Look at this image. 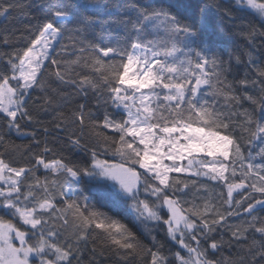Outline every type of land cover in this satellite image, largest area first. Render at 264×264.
Returning a JSON list of instances; mask_svg holds the SVG:
<instances>
[{"label":"snow or ice","instance_id":"6c2138e0","mask_svg":"<svg viewBox=\"0 0 264 264\" xmlns=\"http://www.w3.org/2000/svg\"><path fill=\"white\" fill-rule=\"evenodd\" d=\"M246 3L264 23V2ZM15 6L0 0V15ZM41 7L47 9L45 20L29 29L26 46L0 55V146L13 131L22 133L21 120L33 123L29 101L34 91L51 93L44 104L53 111L54 97L87 101L91 94V107L77 104L60 113L55 125L67 133L72 149L90 151L91 163L57 155L47 140L40 153L19 167L13 166L19 161L0 154V264H80L85 255L80 245L86 246L95 230L113 253H124L120 264L137 257L147 264H243V258L226 260L216 253L226 243L247 242L249 235L260 237L247 248L250 264H264V217L253 215L264 211V68L257 70L258 81L251 85H259L258 97L237 94L234 84L246 88L249 83L227 81L231 54L225 61L207 45L203 25L190 22L171 0L128 5L134 18L119 20L89 15L99 7L90 0H48ZM225 15L232 18L227 11ZM112 25L124 34L112 35ZM66 34L70 44L56 52ZM53 84L71 91L60 92ZM221 98L223 106L218 105ZM243 102H250L253 111L244 109ZM93 109H103L101 119L92 120ZM98 129L111 130V135ZM85 137L93 141L91 146L83 143ZM109 153L121 162L100 159ZM50 155L54 158L48 159ZM40 168L52 179L36 176ZM199 178L223 185L226 194L220 193L219 204L200 203L199 196L185 199ZM85 182L130 202L139 223L163 227L166 240L186 250L187 258L171 249L165 255L152 230L142 233L151 244L146 247L126 223L92 204L79 188ZM234 193L243 195L237 200ZM241 212L251 219L230 225ZM225 233L230 234L227 242Z\"/></svg>","mask_w":264,"mask_h":264},{"label":"trees","instance_id":"16d2710c","mask_svg":"<svg viewBox=\"0 0 264 264\" xmlns=\"http://www.w3.org/2000/svg\"><path fill=\"white\" fill-rule=\"evenodd\" d=\"M264 2V0H260ZM10 3L16 5L13 7L7 15H0V55L11 53L15 50L23 49L26 46L28 38L31 36L29 29L35 30L36 26L42 25L45 20L46 8L41 7L48 2V0H9ZM78 3H83L84 0H76ZM90 2L98 4L99 7L90 11L89 15H98L101 20H119L124 16H130L134 18V13L127 10V6L131 4L147 6L149 0H90ZM171 3L177 5L184 16L192 18L190 22H195L199 28L203 25V40L204 42L213 48L215 52L220 54L225 61H229V55L232 59L230 61V74L227 75V81L229 83L239 82L247 79L249 86H239L238 83L234 84L237 94L247 92L248 94L258 97L259 85L252 87V83L258 81L257 70L264 68V23L254 10L237 4L236 0H171ZM231 14V19L225 15V12ZM108 27H105V35L108 34ZM112 29V35L122 36L124 33L118 25L110 26ZM253 28L255 31V37L251 36ZM97 31H101L97 26ZM7 41V43H5ZM70 41L65 39L60 42V45L56 46V52H60L61 45H69ZM69 51L71 49L69 48ZM239 56L237 61L235 57ZM59 58V57H58ZM64 59H74L73 56H65ZM47 79V77H45ZM53 88H57L60 92H70L71 89L64 88L63 86L53 84ZM209 90V95H210ZM51 93L41 92L36 90L32 93V100L29 101V108L33 115V123L27 124L26 121L21 120L20 123L23 126L22 133H16L13 131L11 135L5 137L6 144L0 146V154H5V160L11 158L14 161H19V164L13 166L19 167L25 163L33 154L40 153L44 147V141L47 140L50 147H53L54 152L57 155L62 154L64 157L72 161L86 160L91 163L90 151H84L82 149H72L67 143V133L55 129L56 123L59 121L60 113H67L70 109H73L75 105L81 103H87L90 107L94 103L95 98L91 96L86 101L80 97H72L70 101H62L59 98L56 99L55 111L44 104L46 99ZM36 101V103H33ZM225 101L221 98L218 100V105L223 106ZM243 108L252 112L254 106L250 102H243ZM226 110V109H225ZM240 111L239 108L235 109ZM95 113L92 116V120H98L102 118L103 109ZM39 121V123H36ZM47 128L48 133L44 132ZM35 131L37 135L33 137L31 133ZM106 135H111V130L98 129ZM237 136H240L239 130L236 132ZM57 140L56 145L52 144L53 140ZM248 137L244 136L243 140H247ZM39 140L40 147H34L35 142ZM83 143L91 144L93 141L90 138L85 137ZM247 155V151L245 150ZM48 159L54 158L53 156L47 157ZM100 159H111L114 161H120L119 157H112L111 153L107 155H101ZM121 162V161H120ZM257 162L258 158H257ZM137 170L140 171L139 167ZM41 180L48 177L52 179L51 173H46L43 168L35 172ZM182 179L185 177L182 176ZM195 179V178H193ZM191 184V181H188ZM74 188L76 186H73ZM79 188H83L85 194L91 197L92 204L99 207L102 211L109 216L118 218L126 223L133 232L140 238L141 242L146 247H151L149 240L144 239L142 233L152 230L151 234L157 236V240L164 244L165 252L168 254V249L172 252L181 251L178 245L174 242L170 243L166 240L164 235L165 229L155 222H149L147 224H141L136 220L135 214L129 207L130 202L124 201L120 195L110 191L102 185H98L95 182L83 183L79 185ZM206 188L204 192L201 189ZM66 191L69 189L66 188ZM226 194L222 184H218L214 181L206 178H199V182L196 187H193L189 194L185 197L186 200H193L199 196L201 198L200 203L204 200L211 201L219 204L220 193ZM76 195H79V189H76ZM243 195V193H241ZM241 195L234 193V198L239 200ZM146 197L142 194L141 199ZM155 203V201H150ZM246 207V205H245ZM239 212V209H236ZM253 215L264 217V211H257ZM251 217L245 216L242 212L238 217H232L229 220V224L233 226H239L244 223L245 220H249ZM159 230L157 231L155 230ZM229 233H225L224 240H229ZM219 239V237H217ZM252 239L259 240L258 235H249L248 241H240L239 243L233 242V246L229 247L227 243L225 247L216 253V256L223 257L226 260H234L239 262L243 258V264H250V253L247 248ZM109 241L101 233L100 230H95L89 237L88 244L80 245L84 250L85 255L80 264H120V259L124 256L121 252L119 255L113 253L108 247ZM95 248V253L92 249ZM103 250V254L101 251ZM155 251V249H153ZM181 255L187 258V252L181 251ZM150 259V257L148 258ZM73 264H77L74 260ZM129 264H147V260L142 257L135 259H129Z\"/></svg>","mask_w":264,"mask_h":264},{"label":"rangeland","instance_id":"374dc122","mask_svg":"<svg viewBox=\"0 0 264 264\" xmlns=\"http://www.w3.org/2000/svg\"><path fill=\"white\" fill-rule=\"evenodd\" d=\"M237 1V0H236ZM257 2L258 3H260V2H262V1H260V0H257ZM241 5H243V6H246V7H248L247 6V3H246V0H243V2L242 3H240ZM249 8V7H248ZM252 10H254V9H252ZM255 11V10H254ZM114 163H120V161H114ZM1 213L2 212H0V215H1ZM7 219L9 218V217H6ZM33 264H38V261H33Z\"/></svg>","mask_w":264,"mask_h":264},{"label":"flooded vegetation","instance_id":"af4514ba","mask_svg":"<svg viewBox=\"0 0 264 264\" xmlns=\"http://www.w3.org/2000/svg\"><path fill=\"white\" fill-rule=\"evenodd\" d=\"M1 215H4V214H3V213H1ZM6 217H7V216H5L4 218H5V219H7Z\"/></svg>","mask_w":264,"mask_h":264}]
</instances>
